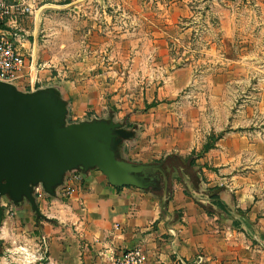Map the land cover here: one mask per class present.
Here are the masks:
<instances>
[{"label": "crops", "instance_id": "1", "mask_svg": "<svg viewBox=\"0 0 264 264\" xmlns=\"http://www.w3.org/2000/svg\"><path fill=\"white\" fill-rule=\"evenodd\" d=\"M5 1L29 7L28 12L14 10L0 24V33L11 34L25 59V66L12 82L22 90L59 86L68 102V116L74 120L104 117L97 113L81 116L85 112L72 105L76 93L68 95V84L55 81L44 64L37 63L31 34L26 35L33 34L52 10L75 0ZM187 12L182 9V17ZM223 15L227 19L242 16L243 23L235 29L228 21H224L225 27L219 26L225 32L241 31L240 46L251 45L247 41L255 38L263 41L256 46L264 45V8H244L233 15L226 10ZM187 25L182 27L185 33L199 29L198 24ZM254 30L258 33H252ZM101 107L93 104L95 109ZM259 107L263 108L262 114L252 119L236 109L230 122L203 128L193 122L184 129H170L166 125L167 113L162 121L166 128L160 131L157 113L125 116L124 120H137L132 124L141 127L136 142L147 156L186 159L195 153V170H175L165 203H161V191L113 186L98 169L84 174L72 171L66 174L56 197L42 193L36 198L48 220L37 223L27 202L12 206L3 199L1 244L16 241L20 249L26 250L27 243L38 239L43 244L39 257H44L46 264H111L113 257L134 247L142 249L145 264H173L176 255L191 259L196 254L204 256L203 264H259L254 258L259 254L264 257V103ZM158 131L163 137L153 136ZM210 134L217 136L214 145L200 153ZM209 187H217L215 199L207 197Z\"/></svg>", "mask_w": 264, "mask_h": 264}, {"label": "rangeland", "instance_id": "2", "mask_svg": "<svg viewBox=\"0 0 264 264\" xmlns=\"http://www.w3.org/2000/svg\"><path fill=\"white\" fill-rule=\"evenodd\" d=\"M249 7L264 8V0H75L52 10L26 35L31 34L37 63L55 81L68 84V95L76 93L72 105L85 112L81 116L112 113L132 128L137 120H124L130 114L157 113L160 131L169 114L170 129L193 122L203 128L230 122L236 109L251 119L262 114L264 45L255 44L263 41L255 38L242 47L241 31L219 30L227 25L224 21L234 29L243 23L239 15L227 19L226 10L233 15ZM182 9L187 16L182 17ZM187 23L199 29L185 33ZM95 102L103 107L93 108ZM140 128L125 141L123 156L137 162L161 160L140 149ZM159 131L153 136L163 137ZM194 156L178 159L177 167L195 170L188 163ZM19 245L10 240L1 244L0 264L47 263L39 257L43 244L38 239L27 243L26 250ZM254 259L264 264L261 254Z\"/></svg>", "mask_w": 264, "mask_h": 264}, {"label": "water", "instance_id": "3", "mask_svg": "<svg viewBox=\"0 0 264 264\" xmlns=\"http://www.w3.org/2000/svg\"><path fill=\"white\" fill-rule=\"evenodd\" d=\"M67 117L68 102L59 86L22 90L0 79V226L3 199L12 206L27 202L37 223L48 220L38 207L35 188L56 197L70 171L98 169L113 186L161 191L165 203L176 170L167 161L178 158L167 155L154 162L125 158L123 143L135 135L136 125L127 128L112 113L77 121Z\"/></svg>", "mask_w": 264, "mask_h": 264}, {"label": "built area", "instance_id": "4", "mask_svg": "<svg viewBox=\"0 0 264 264\" xmlns=\"http://www.w3.org/2000/svg\"><path fill=\"white\" fill-rule=\"evenodd\" d=\"M14 10L23 13L28 12L29 7L20 3L10 4L5 0H0V24H3ZM10 35V33H0V79L12 82L25 66V59ZM35 192L37 196L42 194L39 187L35 188ZM172 261L173 264H203L205 258L202 254H196L191 259L176 255ZM111 264H145V255L139 247L127 248L113 257Z\"/></svg>", "mask_w": 264, "mask_h": 264}, {"label": "trees", "instance_id": "5", "mask_svg": "<svg viewBox=\"0 0 264 264\" xmlns=\"http://www.w3.org/2000/svg\"><path fill=\"white\" fill-rule=\"evenodd\" d=\"M217 138V136H214L213 134H210L207 138V141L203 144L201 150H200V153H203L205 151H207L208 149H210L213 145H214V141L215 139ZM194 152H191V155L193 156ZM195 157V156H194ZM178 159L180 157H177ZM194 159L195 158H190L188 163L190 166L193 165V162H194ZM201 180V178H200ZM199 182V178L196 177L195 178V184H196V189H198V186H197V183ZM216 189L217 187H209L207 190H206V195L209 199H215L217 197V193H216Z\"/></svg>", "mask_w": 264, "mask_h": 264}, {"label": "flooded vegetation", "instance_id": "6", "mask_svg": "<svg viewBox=\"0 0 264 264\" xmlns=\"http://www.w3.org/2000/svg\"><path fill=\"white\" fill-rule=\"evenodd\" d=\"M168 163L174 165V167H176L175 169L176 170H179V168L177 167V161L176 160H173V159H168L167 161Z\"/></svg>", "mask_w": 264, "mask_h": 264}]
</instances>
